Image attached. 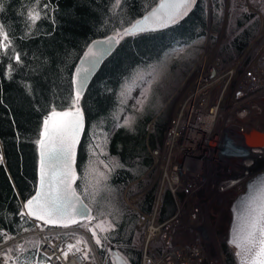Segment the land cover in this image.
<instances>
[{
    "label": "trees",
    "instance_id": "16d2710c",
    "mask_svg": "<svg viewBox=\"0 0 264 264\" xmlns=\"http://www.w3.org/2000/svg\"><path fill=\"white\" fill-rule=\"evenodd\" d=\"M158 2L0 0V245L34 230L24 205L37 190L44 119L53 111L75 107L73 76L85 51L95 40L130 26ZM210 2L211 26L207 0H199L173 28L125 36L82 99L87 128L78 155L77 191L93 210V222L104 218L114 225L101 235L103 264H113L112 248L130 264L141 262L138 213L124 195L148 189L136 205L144 213L152 212L159 185L146 188L145 180L153 173L152 151L164 146L173 107L168 102L196 65L207 34L217 33L218 37L212 36L216 41L223 31L225 0ZM257 5L264 8V0ZM33 10L39 12L35 22L30 19ZM227 17L230 26L225 28L218 57L224 69L245 57L241 74L264 45V39L258 40L261 19L237 9ZM253 43L259 44L258 51L247 58ZM174 209L173 197L165 189L161 220ZM36 238L12 248L11 264L47 263ZM221 241L226 264H236Z\"/></svg>",
    "mask_w": 264,
    "mask_h": 264
},
{
    "label": "built area",
    "instance_id": "2783aa9c",
    "mask_svg": "<svg viewBox=\"0 0 264 264\" xmlns=\"http://www.w3.org/2000/svg\"><path fill=\"white\" fill-rule=\"evenodd\" d=\"M235 7L257 13L261 19L258 40L264 39V16L254 9L250 0H233ZM211 33L205 41L196 65L190 72L187 84L179 98L174 114L165 133L166 145L155 150L154 169L161 177V185L151 213L138 209L136 202L144 192L129 197V206L138 212V228L143 233V256L140 264H226L225 256L216 238L214 213L210 211L211 202L201 197L204 169L212 162H221L227 154V146L234 148L246 140L242 138L245 128L240 120L243 113L256 109L262 101L264 109V45L258 55L240 74L241 60L228 69L218 57L219 42L211 45ZM249 110V111H248ZM234 116L230 127L226 124ZM230 117V116H229ZM213 126L203 143L185 149L182 142L187 139L200 140L199 134L191 132L193 127ZM248 126V123H246ZM182 140L178 145V141ZM165 143V140H164ZM263 149H251L260 151ZM164 153V157H161ZM202 154L203 157H200ZM238 160V159H237ZM206 164V165H205ZM241 169V168H240ZM239 169V170H240ZM244 170V168L242 167ZM232 173L229 179L219 186L220 199L217 205L225 206L233 202L230 197L239 190L245 193L248 181L235 179L248 176L246 172ZM245 171V170H244ZM255 177V176H254ZM240 180L243 185L225 188L227 180ZM245 185V186H244ZM165 187L170 191L175 210L165 220H161L160 209ZM215 186H209V189ZM212 190V189H211ZM225 204V205H224ZM214 216V215H213ZM100 229L96 223L87 222L70 228H50L34 221V230L24 232L0 245V264H11L5 250L22 247L31 237L39 240V253L47 259L45 264H103L99 255L100 243L97 234ZM100 232L105 234V229Z\"/></svg>",
    "mask_w": 264,
    "mask_h": 264
},
{
    "label": "water",
    "instance_id": "95a60500",
    "mask_svg": "<svg viewBox=\"0 0 264 264\" xmlns=\"http://www.w3.org/2000/svg\"><path fill=\"white\" fill-rule=\"evenodd\" d=\"M198 1L194 0L187 9H181L174 5L182 3L183 0H159L153 9L130 26L117 34L97 39L90 44L73 76L75 107L53 111L44 119L38 144L37 190L29 199L34 201L33 211L38 208L35 200L43 199L45 194L50 202L66 205V211L62 215L53 214L51 217L40 213L44 218L38 219L36 215L29 214V209L26 207L28 200L24 205V211L30 219L44 223L51 228H69L92 219L93 210L77 191L78 155L87 128L82 99L96 75L117 51L125 36L131 37L173 28L194 11ZM177 13L183 14L175 18ZM212 36L218 37V34L213 33ZM60 113H69V115L62 116L59 115ZM77 120H79L78 125L75 123ZM250 135L249 141L252 144L248 145L264 149V132ZM42 161L46 173L43 183L41 180ZM261 207H264V172L248 182L245 193L238 196L230 207L231 222L228 228L227 246L236 264H258L253 254L248 251L246 235L251 218L258 214ZM45 220H56L57 223H46ZM111 253L113 264H130L115 248L111 249Z\"/></svg>",
    "mask_w": 264,
    "mask_h": 264
},
{
    "label": "rangeland",
    "instance_id": "374dc122",
    "mask_svg": "<svg viewBox=\"0 0 264 264\" xmlns=\"http://www.w3.org/2000/svg\"><path fill=\"white\" fill-rule=\"evenodd\" d=\"M257 1L258 0H250V4H251V6L254 9H256V10L258 9V11L261 12L263 14V16H264V8H260L261 7L260 6L261 3L258 6L257 5ZM210 3H211L210 0H207L208 23L211 26L212 20H213V9H212V6H211ZM225 5H226V12H225V18H224L225 21H224V24H223V31H222L221 36L216 41L212 40L213 38H212V35H211L210 42H211L212 47H214L217 42H219V46L221 45L223 35L226 32L225 31V28H227V26L228 27L230 26V19H228V17H227V12L232 11L233 9H237V10L243 11L242 9H239V8L235 7V5L233 3V0H225ZM253 14L257 15V13H253ZM207 36H208V34H207ZM205 41H206V39H205ZM205 41H204V47H205ZM257 45H259V44L253 43V45L251 46V49L249 50L250 52L248 51L249 53L247 55V58H250L251 56H253V55H255L257 53V51H258V46ZM261 50H262V48H261ZM244 58H242V61L244 60ZM188 76L186 77L184 83L181 85V88L178 89L175 92V94L170 98V101L168 102V105H169L170 102L173 103V107H172L171 117L170 118H172V116L174 114V111H175L177 102H178L179 97L181 95V93L179 94V90H181V89L184 90V88H185V86L187 84ZM247 115H251V111H249L247 114L246 113H243L241 115L242 117H240V120L245 119V117ZM257 125L258 126H261L262 128H264V117H262V118H260V119L257 120ZM149 130L152 131V128L149 129ZM166 144L167 143H166V139H165V143H164V146L163 147H165ZM178 144H181V141L180 140L178 141ZM242 145L241 146L243 148L247 149V147L244 146V142H242ZM182 146H184L186 149H188L189 147H192V144L188 146L187 143L182 142ZM249 148L253 149L252 147L249 146L248 149H247L249 151H250ZM162 149L163 148H161L159 150H162ZM235 149L236 150H239V151L238 152L235 151V150L231 151V153H228L226 156H223V159H222L221 162H216V163L215 162H212V163L206 162V164H209V165L204 169V175H203V182L204 183H203V186L201 188V197L204 198V199L207 198L208 201L212 203L211 204L210 211H212V213H214L213 214L214 216L211 215V217L214 218V221H215V224H216V229H215L216 238H217V240H218V242L220 244V247L222 248L223 253H224V250H223V247H222V241L221 240L225 241V243L227 245L228 228H229V225H230V222H231L230 207H231L232 203L235 201V199L238 196H240L241 194H243V193H241L239 195V193H240L239 190H236L235 193H233V192L229 193V195L233 194L230 197H233L234 198V201L233 202H228V204H226V205L224 204L225 206H220V205H217V202L220 199L219 191H218L219 186L223 183V181H225L226 179H229L231 176H233L232 173L237 172V170H239L240 168L241 169L239 170V172H242V171L245 172L246 170H249V175L247 176L248 178H246L247 180L244 179V181H248L251 178H253V176H254L253 175V171H254L253 168L246 169L245 171L242 169V167L244 168L245 167V164L249 160L248 155L245 154L239 146L236 147ZM153 151H155V150H153ZM250 153H252V151H250ZM261 155H262L261 157H264V152H261ZM152 157H153V155H152ZM153 160H154L153 166H152V168L150 170V172L153 171V173H150V175L146 178V180L144 179L145 181H148V187H146V188H151V187H153L155 185H159V188H160V185H161V183H160L161 182V177L158 175L157 171L154 169V167H155V159H154V157H153ZM261 161L263 163L264 162V159L261 158ZM250 166H255V165H254V163H251ZM261 167H262V165H261ZM255 168H259L260 169L259 166H256ZM246 174L247 173H245V175ZM151 175H153V176H151ZM239 183H241V182H239ZM210 185L211 186H215V188H211L212 190L209 189V186ZM240 187L241 186H239L238 188H240ZM165 189H168V187H165ZM165 189H164V191H165ZM147 190L148 189H146V191ZM146 191L143 190V191H141V193L142 192H146ZM124 197H125V200H126L127 204H128V202L131 203L129 201V199L127 200V198L130 197L128 195V191L125 193ZM93 223H96V226L100 230L102 228L105 229V233L109 232L113 228V225H112V223H111V221L109 219H100V220L94 221ZM137 227H138V225H137ZM100 230L98 231V234H97V241H99L100 245L102 246V242L100 241V238H101L102 233L100 232ZM138 230H139V240H140V237H141V235L143 233H142V231L139 228H138ZM37 242L39 243V240L38 239H37ZM14 247H16V246L10 247L9 249L5 250V254L9 257V259H10L11 250ZM227 248H228V246H227ZM228 250H229V248H228ZM224 256H225V253H224Z\"/></svg>",
    "mask_w": 264,
    "mask_h": 264
},
{
    "label": "snow or ice",
    "instance_id": "6c2138e0",
    "mask_svg": "<svg viewBox=\"0 0 264 264\" xmlns=\"http://www.w3.org/2000/svg\"><path fill=\"white\" fill-rule=\"evenodd\" d=\"M192 2H194V0H183L182 3L174 5V7L187 9ZM182 14L183 13H177L175 18H179ZM30 19H32L33 22L39 19V12L33 10V12L30 13ZM5 39H7V36H5ZM17 59H19V57H17ZM59 115L67 116L69 113H60ZM75 123L78 125L79 120ZM41 143L43 144L42 141ZM43 164L44 162L42 161V183L46 176ZM33 203L34 201L29 200L26 207L29 209V214L36 215L38 219L44 218V216L40 215V213H44L45 215L51 217L53 214L62 215L66 211V205L57 204L54 201L50 202L47 199L46 194L43 199L37 198L35 200V204L38 205L36 211L32 210ZM45 222L57 223L56 220H45ZM246 242L248 244V251L253 254L258 264H264V207H261L258 210V214L251 218L246 235ZM97 243H99V241H97Z\"/></svg>",
    "mask_w": 264,
    "mask_h": 264
},
{
    "label": "bare ground",
    "instance_id": "6f19581e",
    "mask_svg": "<svg viewBox=\"0 0 264 264\" xmlns=\"http://www.w3.org/2000/svg\"><path fill=\"white\" fill-rule=\"evenodd\" d=\"M261 103L260 104H257L256 103V109L255 110H251V115H247L245 118H247V117H249V119L248 120H246V121H244L243 119V121H242V123H241V126L242 127H244L245 128V131H244V133L242 134V137H241V140H242V138H244L245 140H246V142H247V144H252V142H250L249 141V137L251 136L250 134H254V133H256V132H264V128H262L261 126H258L257 125V120L258 119H260V118H262V117H264V109H261L262 108V106H263V103H262V101H260ZM249 111V110H248ZM230 116V117H229ZM226 118H229L230 120L228 121V123L226 124V126L227 127H230L231 126V124H233L235 121H234V116L233 115H230V114H225L224 115V117H223V119H226ZM240 119V118H239ZM246 123H248V126H246ZM205 125H207V126H204V127H200V126H197V127H193V128H191L190 129V131L191 132H195L196 134H199V138H200V140H196L195 142L194 141H192V140H189V139H187L186 141H188V146L189 145H191L192 144V147H194V146H197V145H199V144H201V143H203V138L205 137V136H208V134L213 130V126L212 125H210V124H205ZM152 126V125H151ZM181 142H182V140H180ZM178 145H180V144H178ZM242 143H241V141H240V145H239V147L242 149V151L245 153V154H247L248 155V157H249V160H248V162L245 164V167H244V170H246V169H251V168H253V175L256 177V176H258L259 174H261V173H263L264 172V162L262 163V161H261V158H263L264 159V157H261L262 155H261V152H264V149L263 150H260V151H253L252 153H250V151L249 150H247V149H245V148H243L242 146ZM250 147H252V146H250ZM236 148V147H235ZM253 149H259V148H257V147H252ZM186 149V148H185ZM227 152L228 153H231V151H233L234 150V148H232V147H229V146H227ZM250 149V148H249ZM227 153V154H228ZM227 154H225V156L227 155ZM204 155V154H203ZM203 155H201L200 157H203ZM161 157H164V153L162 154V156ZM258 164H257V163ZM251 163H254V165L255 166H250V164ZM256 163V164H255ZM253 165V164H252ZM261 165H262V167H261ZM78 166V165H77ZM256 166H259L260 167V169L259 168H255ZM246 173H248L249 174V170H246L245 171ZM79 173V172H78ZM252 175V176H253ZM254 176H253V178H254ZM246 178H248L247 176L246 177H244V174H243V177H240L239 176V178H235V179H242V181H244V179L245 180H247ZM252 178V179H253ZM235 179H232L231 178V180H227V182L225 183V188H228V189H230V187H236V186H240V185H243L242 184V182H241V184L239 185V182H240V180H235ZM203 191V190H202ZM208 193V192H207ZM213 194V193H212ZM172 196V195H171ZM212 197V196H211ZM129 199V197L127 198V200ZM137 206V205H136ZM131 208V207H130ZM175 210V209H174ZM144 211V210H143ZM138 213V212H137ZM93 218V217H92ZM104 219V218H103ZM100 220V219H99ZM165 220V219H164ZM112 222V221H111ZM114 226V225H113ZM100 227V226H99ZM100 233V232H99ZM103 235V234H102ZM100 241H102L101 240V238H100Z\"/></svg>",
    "mask_w": 264,
    "mask_h": 264
}]
</instances>
